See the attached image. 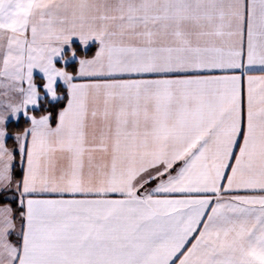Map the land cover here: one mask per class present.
Masks as SVG:
<instances>
[{
  "label": "snow or ice",
  "instance_id": "snow-or-ice-1",
  "mask_svg": "<svg viewBox=\"0 0 264 264\" xmlns=\"http://www.w3.org/2000/svg\"><path fill=\"white\" fill-rule=\"evenodd\" d=\"M0 264H264V0H0Z\"/></svg>",
  "mask_w": 264,
  "mask_h": 264
},
{
  "label": "trees",
  "instance_id": "trees-1",
  "mask_svg": "<svg viewBox=\"0 0 264 264\" xmlns=\"http://www.w3.org/2000/svg\"><path fill=\"white\" fill-rule=\"evenodd\" d=\"M94 51H95L94 48H91L90 50L87 51V54L91 55L94 53ZM20 123L23 124V121L21 120Z\"/></svg>",
  "mask_w": 264,
  "mask_h": 264
},
{
  "label": "crops",
  "instance_id": "crops-1",
  "mask_svg": "<svg viewBox=\"0 0 264 264\" xmlns=\"http://www.w3.org/2000/svg\"><path fill=\"white\" fill-rule=\"evenodd\" d=\"M91 48H94V50H95L96 45H95L94 42L90 43L89 48L87 49V51L90 50Z\"/></svg>",
  "mask_w": 264,
  "mask_h": 264
}]
</instances>
